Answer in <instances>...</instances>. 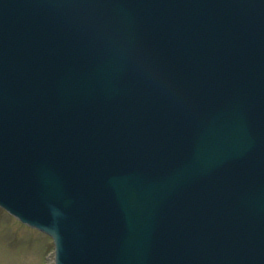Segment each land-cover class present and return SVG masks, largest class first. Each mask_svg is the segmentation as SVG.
<instances>
[{
    "label": "water",
    "instance_id": "1",
    "mask_svg": "<svg viewBox=\"0 0 264 264\" xmlns=\"http://www.w3.org/2000/svg\"><path fill=\"white\" fill-rule=\"evenodd\" d=\"M0 205L56 264H264V0H0Z\"/></svg>",
    "mask_w": 264,
    "mask_h": 264
},
{
    "label": "rangeland",
    "instance_id": "2",
    "mask_svg": "<svg viewBox=\"0 0 264 264\" xmlns=\"http://www.w3.org/2000/svg\"><path fill=\"white\" fill-rule=\"evenodd\" d=\"M50 252L51 241L46 235L0 208V264H47L45 255Z\"/></svg>",
    "mask_w": 264,
    "mask_h": 264
}]
</instances>
